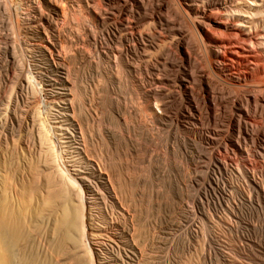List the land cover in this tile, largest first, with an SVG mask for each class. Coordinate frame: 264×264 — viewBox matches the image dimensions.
<instances>
[{
  "label": "rangeland",
  "instance_id": "rangeland-1",
  "mask_svg": "<svg viewBox=\"0 0 264 264\" xmlns=\"http://www.w3.org/2000/svg\"><path fill=\"white\" fill-rule=\"evenodd\" d=\"M63 1L65 0H62V5ZM66 1L64 3L67 7L66 11L72 7L66 15H76L77 20L72 18L76 20L74 22L70 16L68 21L66 20L68 16L62 18L64 15L61 19H65L66 24L71 25H66L68 30L76 29V27L81 29L82 17L79 7L81 0H74V5H70L68 1L67 5ZM17 23L15 20L14 24L9 27V32L12 33H10V41L11 43L12 39L14 41L11 45L16 47L13 56L15 58L18 56L16 60L18 64L10 71L5 68L7 59H4L6 56L2 52L7 41L5 34L7 30L2 28L0 31L3 34H0L2 36V38L0 36L1 185L2 183L3 186L6 185V190H8L6 192L4 189L5 194L9 195L14 186L26 185L23 193L27 192L24 195L27 202L29 201V207H32L31 210L38 192L46 193L47 191V194L51 192L57 200H55L57 205L69 202L70 206L66 203L69 207L77 206L76 209L80 212L82 209L84 213L89 214L92 218L94 234L82 241L83 248L81 247L79 252L72 249L71 245H66L70 243L64 244V242L60 243L61 247L59 244L53 247L50 242L43 240L45 243H42L39 239L33 246L29 243L31 248L28 247L29 245L26 248L25 244H22V248L25 247V250H22L23 261H39L40 264H55V261H59L56 264H92V262L93 264H99V262L103 264H264V235H260L264 234V220H262L264 217L259 211L255 209L253 211L251 208L248 211L249 207L245 206L243 210L236 212L237 217L230 218V224H226V219L230 216L219 206L216 210L214 201L210 198L209 200L204 195L203 204L198 203L199 207L195 203L194 199L199 201L200 198L198 181L202 183L201 181H204L206 176L207 165L205 166L206 161L204 162L203 159L206 160L205 155L207 156L208 150L203 149L202 144L196 141L197 138L186 126L180 125V127L173 121L171 122L169 118L168 121L155 119L151 110L156 108V101L146 99L139 85L130 80L125 72L111 69L107 58L102 57V61L97 54L92 55L93 59L85 61L86 63H83L80 57H76L79 60L74 59V61L79 67L71 61L73 63L69 65L71 82L69 81L66 85H61L59 80L53 82L49 78V81L46 76L52 78L55 76L51 73L49 76L41 69L42 73H40L34 68L32 76L37 77H34L32 87L22 88L20 83L18 84L19 78H25L24 75L28 73L25 71L23 74L24 71L20 68L22 63L26 66L32 63L46 66L44 64L47 62L30 46L39 42L35 29L29 28L28 30V27L20 24L22 28ZM25 40L28 41L25 43ZM64 44L62 43L61 46ZM65 45L67 47V44ZM87 63H90L89 66ZM19 65L21 66L17 67ZM73 66L75 67L72 70ZM75 68L80 71L78 72ZM73 71L75 74L72 73ZM86 75L88 78L85 77ZM42 77L48 79L47 85L45 78ZM35 82H38V86ZM41 85H44V90L46 89L43 95L37 88ZM38 115H41V118ZM61 120L64 121L61 122ZM156 125L159 127H155ZM191 137L196 142L190 139ZM196 144L201 146L197 145L196 148L194 147ZM197 149H203V152ZM198 155L201 156L198 157ZM194 157L199 161H196ZM200 158L203 161H200ZM39 183L40 186H37ZM75 189L78 192H74ZM202 190L204 192V189ZM59 193L62 195L59 196ZM30 225L25 224L27 230L33 231ZM33 234L27 232L25 235L34 236ZM39 241L41 242L37 243ZM45 244L49 245L48 248Z\"/></svg>",
  "mask_w": 264,
  "mask_h": 264
},
{
  "label": "bare ground",
  "instance_id": "bare-ground-1",
  "mask_svg": "<svg viewBox=\"0 0 264 264\" xmlns=\"http://www.w3.org/2000/svg\"><path fill=\"white\" fill-rule=\"evenodd\" d=\"M65 1L63 2L65 3ZM67 1L71 3L70 5L74 3V0ZM79 2H81V4L79 3L82 17L81 29L75 26L76 29L68 30L66 25L70 24H66V20L69 21L70 16H72L71 19H76V15H66L72 7L70 6L71 8L69 7L70 9L68 8L69 10L66 11L67 7L64 3L62 5V0H0V31L2 28L7 30L5 32L7 41L2 48V52L6 56L4 59H7L5 68L10 71L18 64L16 63L18 56L16 58L13 56L16 47L11 45L14 41L12 39L11 43V32H9V27L14 24L15 20L18 22L17 24L28 27V30L29 28L35 29L39 42L30 43V46L36 50L37 55L46 59L47 62L44 64L46 66L39 63L34 65L32 63L28 66L22 63V66H17H21L23 74L28 71V76L26 74L25 78H19L18 84L20 83L22 88L32 87L35 81L33 79L36 76H32L33 69L36 68L38 71L43 70L49 76H55V78L46 76L53 82L59 80L61 85H66L71 79L69 65H73L71 61L76 60V57L83 59V63L92 60V55L96 54L101 57V60L102 57L107 58L111 69L125 72L130 80L139 85L146 99L156 101V108L152 110L150 108L155 119L167 120L169 118L178 126H186L190 133L192 132L198 139L195 138L196 141L202 144L203 149L208 150L207 156L205 155L206 160L203 159L204 162L206 161L205 166L207 165L206 176L204 181H201L202 183L198 181L200 186L199 201L193 198L197 206L198 203H202L204 195L206 198H210L211 201H214L216 210L219 206L230 216L227 217L226 224H230V218L235 217L236 212L245 206L249 207L248 211L250 208L253 211L255 209L264 217V0H81ZM63 15L64 17H62ZM67 16L66 20L61 19V17ZM74 19L72 20L75 22L77 19ZM78 19L79 23L80 17ZM27 41L25 40V43ZM62 43L67 44V47L65 44V46H61ZM80 62L81 60L79 64ZM75 66L72 67V70ZM77 67L79 66L77 65ZM84 69L86 68L84 67ZM40 73L42 72L40 71ZM110 76L112 77V75ZM85 77L88 78L87 75ZM48 79L45 78L46 85ZM94 79L96 78L94 77ZM37 83L35 82V85L38 86ZM44 85L36 86L42 95L46 90H44ZM108 87L110 88V86ZM125 110L127 111V109ZM38 116L41 118V115ZM197 145L199 146L196 144L194 147L197 148ZM146 150L148 149L146 148ZM202 150L197 149V151ZM200 156L198 155V157ZM203 160L200 158V161ZM24 186L22 187L21 184L14 186L9 195L5 194L6 185L3 186V183L1 185L0 182V264H40L39 261H23L22 259V250H25L29 243L33 246L38 239L42 240V243L43 240L47 243L50 242L51 246L55 244L60 246L62 242L70 243L66 245H71L72 249L79 252L78 250L83 248L82 241L87 236L94 235L92 218L89 217V214L84 213L82 209L80 212L76 209L77 206L69 207V202H66L69 206L66 203L57 205L55 197L51 192L47 194V191L46 193L43 191L37 193L34 207L31 210L32 207H29V201L27 202L25 198L27 192L23 193ZM37 186H40V183ZM74 192H78L77 189ZM29 195L31 194L29 193ZM60 195L62 194L59 193ZM83 201L85 202L84 196ZM238 218L240 217L238 216ZM25 224L27 226L31 224L33 231L27 230ZM124 226L126 225L124 224ZM223 227L225 226L223 225ZM27 232L28 234L34 233V236L25 235ZM22 244H25L24 249ZM30 246L28 247L31 248ZM46 246L48 248L49 245L45 244ZM58 262L55 261V264ZM99 264L103 263L99 262Z\"/></svg>",
  "mask_w": 264,
  "mask_h": 264
}]
</instances>
